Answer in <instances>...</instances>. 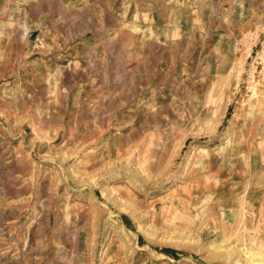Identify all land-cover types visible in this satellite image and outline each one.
I'll return each mask as SVG.
<instances>
[{"label": "rangeland", "instance_id": "rangeland-1", "mask_svg": "<svg viewBox=\"0 0 264 264\" xmlns=\"http://www.w3.org/2000/svg\"><path fill=\"white\" fill-rule=\"evenodd\" d=\"M0 264H264V0H0Z\"/></svg>", "mask_w": 264, "mask_h": 264}]
</instances>
